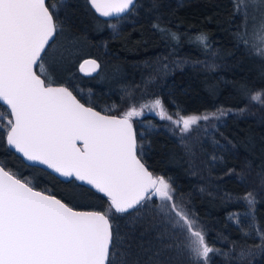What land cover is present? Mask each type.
Wrapping results in <instances>:
<instances>
[{
    "label": "trees",
    "instance_id": "trees-1",
    "mask_svg": "<svg viewBox=\"0 0 264 264\" xmlns=\"http://www.w3.org/2000/svg\"><path fill=\"white\" fill-rule=\"evenodd\" d=\"M46 4L58 15L57 35L48 49L58 57L54 67H49V56L38 65L45 64L51 84L68 87L84 104L117 116L155 98L170 114L238 112L212 123L205 133L191 132L187 139L194 142L192 146L157 120L156 128L143 138L132 123L138 146H143L138 155L154 175L169 180L177 204L196 220L215 249L208 264H264L263 240L258 238L264 234V109L251 99L257 92L264 95V56L257 50L264 45L252 35L260 12L242 5L246 23L245 11L237 10L236 0H135L123 16L105 18L88 0H47ZM121 19L126 20L124 26L112 32L111 24ZM245 33L247 43L239 38ZM201 34L208 38L205 43L197 40ZM88 57L100 63L92 77L78 71ZM38 65L36 72L48 83V75ZM7 112L0 104L4 117L0 164L6 170L76 210H108L104 195L75 180L62 181L10 151ZM248 193L254 205L244 199ZM161 203L155 198L156 205ZM162 215L151 210L114 214L117 255L113 261L121 258L129 242L139 251L142 241L133 242V236L168 231ZM169 255L173 264H196L183 252Z\"/></svg>",
    "mask_w": 264,
    "mask_h": 264
},
{
    "label": "snow or ice",
    "instance_id": "snow-or-ice-1",
    "mask_svg": "<svg viewBox=\"0 0 264 264\" xmlns=\"http://www.w3.org/2000/svg\"><path fill=\"white\" fill-rule=\"evenodd\" d=\"M88 2L104 17L125 13L134 4V0ZM236 2L237 10L245 11L246 23L247 11L242 5H252L260 12L252 35L264 45V0ZM57 21V13L46 0H0V101L8 109L6 142L25 160L103 194L109 207L107 211H77L0 164V264H173L169 254L176 251L196 264H208L215 249L206 242L196 220L177 204L169 180L154 175L142 162L138 152L142 154L143 146H138L132 118L141 116L143 108L158 110L162 120L182 125L180 131L187 133L192 125L209 117L177 112L174 119L160 99L140 110L130 107L120 116L101 114L81 103L68 88L52 87L51 73L38 62L49 56V67L57 63L58 53L48 51L57 35ZM169 35L177 39L174 33ZM246 36L239 38L247 43ZM207 39L204 34L197 37L201 43ZM257 50L264 56V50ZM36 65L48 75L47 84L34 71ZM85 65L92 71L98 67L95 60H88L80 65L82 72ZM261 95L257 92L251 99L259 101ZM3 118L0 116V122ZM3 138L0 136V141ZM155 198L162 203L156 205ZM244 199L249 205L255 203L252 193ZM141 210L163 213L162 225L168 231L156 229L154 236H133V242L142 241L139 251L129 242L119 254L121 258L113 261L117 253L113 251L112 216Z\"/></svg>",
    "mask_w": 264,
    "mask_h": 264
},
{
    "label": "rangeland",
    "instance_id": "rangeland-1",
    "mask_svg": "<svg viewBox=\"0 0 264 264\" xmlns=\"http://www.w3.org/2000/svg\"><path fill=\"white\" fill-rule=\"evenodd\" d=\"M125 23H126L125 19H121L119 21L112 23L111 24L112 32L119 31L124 26ZM262 50H264V46ZM156 99H159V98L145 101L141 103L140 105H138L136 108L140 110L142 105L151 104ZM256 102L260 103V105L263 106V109H264V95H261L260 100ZM127 110H124L122 114L126 112ZM157 112L158 110H151L149 108H143L141 116L132 118V121L135 123V127L139 129V133L142 135V138L146 136V134H149L151 131H153L156 128L155 127L156 123L154 124V121L157 120L160 123L162 122L161 124L164 125L171 133H173L179 140H182L183 142L187 140L186 142L190 146L194 144L193 141L187 139V136H189L191 132L199 131L201 133H205L209 131V128H210L209 126L212 125V123L225 119V117H227L229 114H233V115L238 114L237 111H216V112L197 115V116L207 115L209 119L199 120L197 124L191 126V130L189 132L182 133L180 131V127H182V125L177 126V125L172 124L171 121L169 120H162L160 116L157 114ZM171 115H173L174 119L176 118V114H171ZM262 184H263V181H262ZM261 186L264 187V185H261ZM258 238H260L261 241L263 240V245H264V239H262V233L258 234ZM263 245L260 248H262Z\"/></svg>",
    "mask_w": 264,
    "mask_h": 264
},
{
    "label": "water",
    "instance_id": "water-1",
    "mask_svg": "<svg viewBox=\"0 0 264 264\" xmlns=\"http://www.w3.org/2000/svg\"><path fill=\"white\" fill-rule=\"evenodd\" d=\"M46 2H47V0H46ZM134 2H135V0H134ZM134 5V4H133ZM132 8V6L130 7V9ZM129 9V10H130ZM95 10V9H94ZM128 12V11H127ZM126 13V12H125ZM125 13H121V14H119V15H112V16H108V17H105V18H116V17H120V16H123ZM99 14V13H98ZM100 15V14H99ZM104 17V16H103ZM88 60H95L96 61V63H97V65H98V67L96 68V70L95 71H92V69H91V67L90 66H88V65H85V70L82 72L81 70H80V65L81 64H84V62L85 61H88ZM39 63V62H38ZM36 67H37V65L36 66H34V71L36 72ZM99 69H100V63H99V61L97 60V59H95V58H93V57H88V58H85V59H83L81 62H80V64L78 65V71H79V73L82 75V76H84V77H92V76H95L97 73H98V71H99ZM37 73V72H36ZM37 75H38V73H37ZM42 78V77H41ZM43 79V78H42ZM47 84V83H46ZM51 86L52 87H66V86H64V85H55V84H51ZM66 88H68V87H66ZM69 89V88H68ZM70 90V89H69ZM71 91V90H70ZM73 93V92H72ZM73 95H75L74 93H73ZM76 96V95H75ZM77 97V96H76ZM77 99L81 102V103H83L78 97H77ZM0 104L2 105V106H4L6 109H7V106L6 105H4L3 104V102L2 101H0ZM84 104V103H83ZM85 106H89V105H86L85 104ZM92 107V106H91ZM94 108V107H93ZM95 110H97L96 108H94ZM7 111H8V109H7ZM97 111H99V110H97ZM101 112V111H100ZM101 114H107V113H104V112H101ZM107 115H112V114H107ZM115 116H117V115H115ZM133 124V123H132ZM133 129H134V131H135V133H136V129H135V127H134V125H133ZM137 135V134H136ZM79 143V142H78ZM8 146V145H7ZM8 148H9V146H8ZM9 150L10 151H12V152H14L15 154H17L18 156H20L21 158H22V160L26 163V164H28V165H31V166H37V167H40V168H42V169H44V170H46V171H49L50 173H52L54 176H56L58 179H60V180H62V181H69V180H75L74 178H68V177H61L58 173H54L51 169H48L45 165H40V164H35V163H33V162H30V161H27V160H25L23 157H22V155L21 154H19V153H16L15 152V150L14 149H11V148H9ZM142 162H143V160H142ZM144 163V162H143ZM145 164V163H144ZM146 165V164H145ZM147 167V166H146ZM148 168V167H147ZM6 170V169H5ZM148 170L149 171H151L149 168H148ZM152 172V171H151ZM153 173V172H152ZM76 181V180H75ZM76 182H78L79 184H81V185H83V186H86V187H88V188H90V186H88V185H86V184H84L83 182H80V181H76ZM91 189V188H90ZM93 191H95V189H92ZM38 191H40V190H38ZM96 192V191H95ZM99 194H101V193H99ZM103 195V194H102ZM107 198V197H106ZM76 210V209H75ZM77 211H94V210H77Z\"/></svg>",
    "mask_w": 264,
    "mask_h": 264
}]
</instances>
